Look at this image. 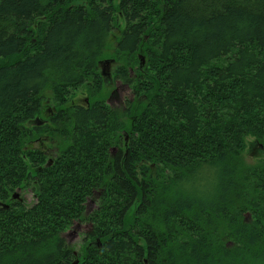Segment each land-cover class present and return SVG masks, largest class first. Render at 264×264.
I'll use <instances>...</instances> for the list:
<instances>
[{"label":"trees","instance_id":"obj_1","mask_svg":"<svg viewBox=\"0 0 264 264\" xmlns=\"http://www.w3.org/2000/svg\"><path fill=\"white\" fill-rule=\"evenodd\" d=\"M248 136L264 143V0H0V264H264ZM202 161L211 196L179 184Z\"/></svg>","mask_w":264,"mask_h":264},{"label":"rangeland","instance_id":"obj_2","mask_svg":"<svg viewBox=\"0 0 264 264\" xmlns=\"http://www.w3.org/2000/svg\"><path fill=\"white\" fill-rule=\"evenodd\" d=\"M116 68L117 67L115 63H110L109 71L111 73V81L109 80L107 82L106 87L108 93L112 90L113 91L115 90L116 92V95L110 99V103L116 107H123V105H121L120 99H122L125 102L128 98H130L133 95V91L128 83H126L122 79H116L115 76L117 71ZM77 93L79 98L86 97V94L83 91V89L77 91ZM45 105H46L45 107L46 109L47 108L51 109L52 107L50 102L46 103ZM246 141L248 142L250 141V145L247 147V150L245 152V158L248 162H256L264 158V149L261 145L255 143L254 139L250 138L249 136L246 138ZM32 144L34 147H38L50 155L53 153L52 147L54 146L48 139H46V136H42ZM255 148H257L258 153L254 155L253 152ZM21 196H22L21 199L25 202L26 205H31L36 200L33 195V191L30 188H28L27 190H22ZM96 207H97V201L91 200L88 202L87 211H92ZM79 226H81L83 229H87L88 224L83 221L76 222L75 226L70 229L69 234H66L65 236L66 240L69 241V243L76 249L80 247V244L82 242V233H80L81 228Z\"/></svg>","mask_w":264,"mask_h":264},{"label":"clouds","instance_id":"obj_3","mask_svg":"<svg viewBox=\"0 0 264 264\" xmlns=\"http://www.w3.org/2000/svg\"><path fill=\"white\" fill-rule=\"evenodd\" d=\"M219 176V166L202 161L187 176L179 178L180 187L191 195L211 196Z\"/></svg>","mask_w":264,"mask_h":264},{"label":"flooded vegetation","instance_id":"obj_4","mask_svg":"<svg viewBox=\"0 0 264 264\" xmlns=\"http://www.w3.org/2000/svg\"><path fill=\"white\" fill-rule=\"evenodd\" d=\"M107 65L108 64H102V69H103V72H104V74H105V76H103L104 78H103V80H104V83H107L109 80L111 81V74H110V71H109V69L107 70ZM79 99V102L81 103V105H74L75 106V108H80V107H88V105H85V104H83V99L84 98H78ZM85 101L87 102L88 100L85 98ZM120 102H121V105H123V107H125V102L122 100V99H120ZM114 106V105H113ZM114 107H116V106H114ZM56 110H52V109H49V108H47V111L45 112V115L44 116H42L46 121H45V124H48V122L50 121V119H51V117L53 116V114H54V112H55ZM41 120H39L38 119V121H36V123H35V125L36 126H38V125H40L41 124ZM40 123V124H39ZM46 139H48L51 143H52V145H53V143L55 142L54 140H52L51 139V135L49 136H46ZM52 149L54 150V147H52ZM258 153V150H257V148H255V150H254V152H253V154L255 155V154H257Z\"/></svg>","mask_w":264,"mask_h":264},{"label":"water","instance_id":"obj_5","mask_svg":"<svg viewBox=\"0 0 264 264\" xmlns=\"http://www.w3.org/2000/svg\"><path fill=\"white\" fill-rule=\"evenodd\" d=\"M115 61V59H106V60H101L100 61V65H102V64H108L107 65V70L109 69V66H110V63H112V62H114ZM143 63H144V59H143ZM111 99V98H110ZM110 99H109V102H110ZM261 146L262 147H264L263 146V144H261ZM12 198L13 199H20V200H22L21 199V197H20V193H19V191H16L13 195H12ZM74 227V226H73ZM80 228H81V226H79ZM69 231H70V229L66 232V234H69ZM77 262H78V260H77Z\"/></svg>","mask_w":264,"mask_h":264}]
</instances>
